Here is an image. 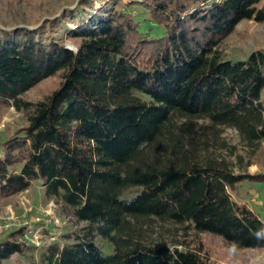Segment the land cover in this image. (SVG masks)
Listing matches in <instances>:
<instances>
[{
    "label": "trees",
    "instance_id": "obj_1",
    "mask_svg": "<svg viewBox=\"0 0 264 264\" xmlns=\"http://www.w3.org/2000/svg\"><path fill=\"white\" fill-rule=\"evenodd\" d=\"M79 5L65 15L73 29L47 23L63 27L61 39L43 36L44 25L0 30V118L13 108L26 123L0 146V200L40 183L85 223L66 236L71 243L43 248L38 264H212L200 235L236 251L264 249V220L233 199L264 174L236 175L220 154L226 130L245 147L264 141V50L242 61L218 51L241 22L264 23V0ZM126 8L142 10L161 34L142 32ZM51 78L55 88L26 99ZM155 221L187 224L194 238L183 250L140 244V229ZM21 234L0 241V264L33 250L14 240Z\"/></svg>",
    "mask_w": 264,
    "mask_h": 264
},
{
    "label": "rangeland",
    "instance_id": "obj_2",
    "mask_svg": "<svg viewBox=\"0 0 264 264\" xmlns=\"http://www.w3.org/2000/svg\"><path fill=\"white\" fill-rule=\"evenodd\" d=\"M84 0H0V30H13L15 28L37 29L46 26L47 35L53 39H61L64 36L62 26L54 23L47 26L49 21L61 19L68 28L73 29L75 22L65 18L66 11L79 12V5ZM93 8L98 10L108 0H88ZM128 0H123L127 2ZM116 9H122L117 6ZM92 9L85 8L84 15ZM134 18L140 22L142 32L149 33L152 37L161 34V29L146 21L145 13L138 9H127ZM66 47L75 50V47L66 42ZM258 49L264 50V23L244 21L237 25L236 31L227 37L219 46L218 51L225 61L246 60L250 54ZM54 78L39 83L29 90L25 97L36 101L42 98L49 89L56 87ZM264 103V91L262 93ZM207 124L200 122L199 125ZM26 125L24 118L13 108L6 110L0 118V146L6 141L10 133ZM222 138L227 143V149L220 154L228 162L236 175H263L264 174V141L256 148L245 147L233 130H226ZM1 150V149H0ZM138 188H133L123 194L124 199L134 196ZM240 197L234 198L246 203L249 208L264 220V184L243 183L239 186ZM85 223L77 221L70 208L57 203L44 194L40 183H34L31 188L15 197L0 200V241L10 238V235L22 229L21 236L14 240L33 250L27 252V257H14L3 264H38L41 250L52 244L63 247L71 243L66 238L73 231L80 230ZM28 228L39 231L37 238L28 241L22 238ZM139 243L146 246L164 244L170 249L183 250L184 246L193 240V231L187 224L177 225L155 221L139 231ZM205 247L210 253L212 264H264V249L236 251L226 245L220 238L208 235H200ZM31 240V241H30ZM104 254H111L112 245L101 237L95 238Z\"/></svg>",
    "mask_w": 264,
    "mask_h": 264
},
{
    "label": "built area",
    "instance_id": "obj_3",
    "mask_svg": "<svg viewBox=\"0 0 264 264\" xmlns=\"http://www.w3.org/2000/svg\"><path fill=\"white\" fill-rule=\"evenodd\" d=\"M39 231H34L33 229L31 228H28L24 231L23 235H22V238L26 241H28L29 239H31L32 237L34 238H37V234H38ZM31 241V240H30Z\"/></svg>",
    "mask_w": 264,
    "mask_h": 264
},
{
    "label": "water",
    "instance_id": "obj_4",
    "mask_svg": "<svg viewBox=\"0 0 264 264\" xmlns=\"http://www.w3.org/2000/svg\"><path fill=\"white\" fill-rule=\"evenodd\" d=\"M67 49H69V50H72L71 48H69V47H66Z\"/></svg>",
    "mask_w": 264,
    "mask_h": 264
}]
</instances>
